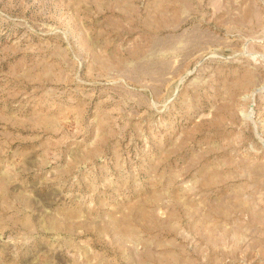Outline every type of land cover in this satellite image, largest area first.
I'll use <instances>...</instances> for the list:
<instances>
[{
    "label": "rangeland",
    "instance_id": "obj_1",
    "mask_svg": "<svg viewBox=\"0 0 264 264\" xmlns=\"http://www.w3.org/2000/svg\"><path fill=\"white\" fill-rule=\"evenodd\" d=\"M0 264H264V0H0Z\"/></svg>",
    "mask_w": 264,
    "mask_h": 264
}]
</instances>
